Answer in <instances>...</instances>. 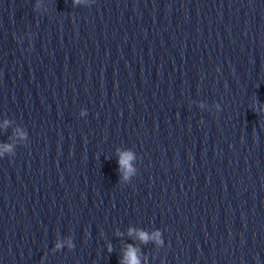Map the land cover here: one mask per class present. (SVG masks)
Instances as JSON below:
<instances>
[{
  "label": "clouds",
  "instance_id": "clouds-1",
  "mask_svg": "<svg viewBox=\"0 0 264 264\" xmlns=\"http://www.w3.org/2000/svg\"><path fill=\"white\" fill-rule=\"evenodd\" d=\"M78 2V0H74V3ZM5 150H11L10 145H5ZM131 159V155L128 153L123 154L122 158L118 161V163L122 166L127 165L128 160ZM131 171V169H129ZM132 230H130L131 234ZM159 232L153 233L151 236H149L147 233L141 231L138 233V238L142 242H147L149 239H154L156 240L157 243H163L159 239ZM59 247V245H57ZM121 264H140V260L137 255V249L134 248L133 246L129 245L126 252H125V259L121 262Z\"/></svg>",
  "mask_w": 264,
  "mask_h": 264
}]
</instances>
